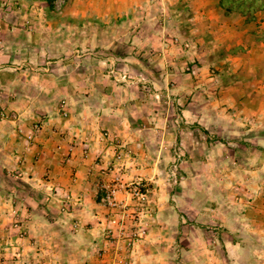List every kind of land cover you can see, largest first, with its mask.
I'll return each mask as SVG.
<instances>
[{"label": "rangeland", "instance_id": "obj_1", "mask_svg": "<svg viewBox=\"0 0 264 264\" xmlns=\"http://www.w3.org/2000/svg\"><path fill=\"white\" fill-rule=\"evenodd\" d=\"M221 11L0 0V135L39 143L22 174L0 140V264H264V38L238 39ZM229 77L248 90L217 94ZM48 133H97L112 153L87 200L44 170Z\"/></svg>", "mask_w": 264, "mask_h": 264}, {"label": "crops", "instance_id": "obj_2", "mask_svg": "<svg viewBox=\"0 0 264 264\" xmlns=\"http://www.w3.org/2000/svg\"><path fill=\"white\" fill-rule=\"evenodd\" d=\"M78 134V133H77ZM48 138L41 137V144H42V151L48 156L47 164L44 166V170L47 169L50 172L51 179L54 183L59 184L61 186L60 189L65 191H72L73 194L76 191L77 196H79L80 200H87L88 194L87 190L93 186L95 188V184L91 179H89V169L92 170V174H96V166L105 167L107 163L112 162L113 155L110 151H100L99 148L96 147V143L91 140H101L102 137L97 133L93 134L92 139L91 136L86 137L82 134H78L77 137H73L74 135H64L60 137L59 135L55 136V133H48ZM81 137V138H80ZM8 140L11 141L12 139L15 140V168L22 171L24 173L25 167L27 166V162L25 160L28 159L27 155L25 156V149L31 150L34 152L35 150H39L37 148L38 144H33V146H26L24 141V137L19 135L18 133L11 138H8V135L1 134L0 140ZM43 139L47 140L44 141ZM38 140V139H37ZM85 141L83 143L82 141ZM4 141V140H3ZM74 148L71 153H66L64 155L65 160H63V153L67 150V148L73 144ZM71 143V144H70ZM87 146V147H86ZM87 148V149H86ZM2 145L0 141V170L5 171V159L3 160L4 155L1 153ZM2 155V156H1ZM68 155V156H67ZM100 160V162H99ZM4 162V163H3ZM36 167V164H31V171L29 173L33 174V169ZM132 173L138 172V170L131 169ZM30 178V177H29ZM25 179V176L22 177V180ZM31 180V178H30ZM35 182V181H33ZM31 186H35V183H32ZM59 186V187H60ZM94 196V195H93ZM21 253H26L28 249L26 248H19ZM23 262V260H21ZM20 261V262H21ZM36 261L33 260L32 264H36Z\"/></svg>", "mask_w": 264, "mask_h": 264}, {"label": "clouds", "instance_id": "obj_3", "mask_svg": "<svg viewBox=\"0 0 264 264\" xmlns=\"http://www.w3.org/2000/svg\"><path fill=\"white\" fill-rule=\"evenodd\" d=\"M221 15L224 17L226 24L235 28L237 32L242 33L241 37L238 39H243L250 46L254 43V38L251 33L254 31L256 33L257 38H264V0H221ZM187 19V15L185 16ZM256 23H253V22ZM235 43V41H233ZM241 55L244 54L243 49L237 50ZM166 86V83H165ZM159 87V86H158ZM244 89L247 91L246 82L244 79L238 80L235 77H229L225 79L224 83L221 85L220 90L217 94L219 95H230L226 92V89ZM252 98V97H250ZM236 99L238 101L237 111L239 107H253L255 105L246 104V102H240V97L237 94ZM234 136H239L240 132L234 131ZM255 143H264V141H255ZM235 147V145H233ZM122 166V165H121ZM106 167V165H105ZM89 179L93 181L97 188L101 187V179L102 176L106 177L107 173H101L100 166H96V174H92V170L89 169ZM115 179H119V174H113ZM261 241L264 242V237H261ZM239 248V245H237ZM253 255L259 257L260 260H264V249L260 251H252ZM244 257V251L241 250L240 256L236 257V260L239 261Z\"/></svg>", "mask_w": 264, "mask_h": 264}]
</instances>
